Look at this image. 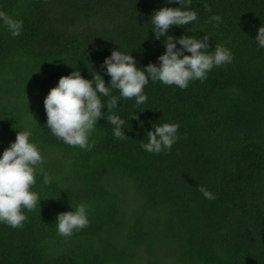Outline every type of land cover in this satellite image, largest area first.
<instances>
[{
  "label": "trees",
  "instance_id": "16d2710c",
  "mask_svg": "<svg viewBox=\"0 0 264 264\" xmlns=\"http://www.w3.org/2000/svg\"><path fill=\"white\" fill-rule=\"evenodd\" d=\"M161 6L177 0H0L23 21L14 37L0 26V151L28 127L44 156L39 205L21 227L0 223V264H264V48L253 38L264 0H191L192 34L230 48L232 61L184 89L149 80L139 105L119 98L111 111L124 119L122 138L104 117L87 148L46 126L43 97L60 75L96 71L107 83L100 64L118 46L137 66L155 62L163 37L153 38L148 18ZM212 13L216 26L205 22ZM163 121L179 123L178 139L166 152L144 151V130ZM81 201L89 224L60 236L55 214Z\"/></svg>",
  "mask_w": 264,
  "mask_h": 264
},
{
  "label": "clouds",
  "instance_id": "9594fccd",
  "mask_svg": "<svg viewBox=\"0 0 264 264\" xmlns=\"http://www.w3.org/2000/svg\"><path fill=\"white\" fill-rule=\"evenodd\" d=\"M190 4L191 0H177L178 6H161L150 13L148 21L153 38L160 40L163 37L164 50L156 56L155 62L137 66L136 58L129 50L123 51L118 46L112 48L100 64L109 76L107 83L96 71L91 78L83 77L77 68L60 75L42 101L46 126L51 134L70 146L87 148L98 118L104 117L112 125V134L122 138L126 135L124 119L118 111H111L118 109L119 98L134 99V104L139 105L147 99L144 86L149 80L184 89L192 80L204 81L214 66L231 63L233 54L230 48L222 44L210 47L207 33L192 34L198 13ZM220 20L218 13H212L205 22L216 26ZM173 25L186 27L191 34L181 33L174 37L166 31ZM0 26L14 37L20 34L23 21L0 9ZM253 38L258 47L264 48V24L258 25ZM210 48L212 51H208ZM113 90H117L118 95H113ZM103 106L110 111L107 117L102 111ZM135 115L136 112L131 116ZM179 127L176 121L152 122L151 128L144 130L146 140L140 147L152 153L170 150L178 139ZM31 136L28 127L16 130L15 139L0 151V223L11 227H21L27 220L26 210L36 208L41 199L33 185L44 156ZM49 181L50 177L44 173L43 183ZM199 191L206 199L215 198L214 193L203 185L199 186ZM88 208L89 205L81 201L74 207L70 204L68 210L57 212L56 232L70 237L74 231L86 227L89 224Z\"/></svg>",
  "mask_w": 264,
  "mask_h": 264
}]
</instances>
